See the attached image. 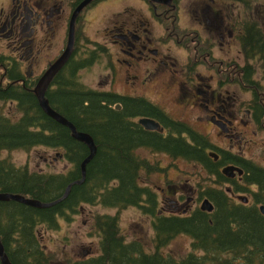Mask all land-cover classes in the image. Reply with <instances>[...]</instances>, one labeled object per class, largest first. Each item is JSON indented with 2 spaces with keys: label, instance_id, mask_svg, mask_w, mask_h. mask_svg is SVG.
<instances>
[{
  "label": "trees",
  "instance_id": "obj_1",
  "mask_svg": "<svg viewBox=\"0 0 264 264\" xmlns=\"http://www.w3.org/2000/svg\"><path fill=\"white\" fill-rule=\"evenodd\" d=\"M236 1L250 7L254 0ZM243 23L240 38L246 62L236 63L237 71L230 72L240 89L249 94L245 108L253 110L254 122L260 128L264 127V21L253 13ZM6 65L7 60L0 53V76L7 79L0 83V101L16 104L20 116L13 119L0 108V154L3 149L30 150L45 145L65 151L72 166L60 172L30 171L0 155V191L50 201L61 197L68 184L76 180L68 195L50 206L0 199V237L14 264H264V211L260 207L264 204L263 164L220 148L184 121L164 115L162 106L147 97H125L82 87L75 79L76 65L69 64L66 69H72L71 74L59 73L54 78L59 85L49 88L47 96L54 108L78 130L90 132L96 141L97 151L87 162L85 178L78 182L83 177L81 162L89 154V146L75 138L69 126L47 114L33 85H25L20 81V72L11 73ZM226 77L225 73L222 78ZM141 116L156 118L170 135L145 128L139 122ZM141 146L199 162V185L201 181L213 180L207 182L200 195H207L214 208L204 209L198 204L187 212L159 213L156 190L139 181L141 171L155 170L137 152ZM228 164L243 168L242 183L226 184L230 178L222 168ZM181 183L173 185L174 189ZM251 193L254 200L250 203L239 196ZM83 203L120 208L142 205L147 213L155 215L149 220L152 234L148 241L139 236L129 238L121 227L119 212L102 213L95 218L99 231L95 238L97 254L68 257L62 248L50 253L41 243L40 227L59 228V214L73 213L75 209L77 212ZM181 233L192 238L188 252L178 256L164 249ZM155 246L158 249L150 251Z\"/></svg>",
  "mask_w": 264,
  "mask_h": 264
},
{
  "label": "flooded vegetation",
  "instance_id": "obj_2",
  "mask_svg": "<svg viewBox=\"0 0 264 264\" xmlns=\"http://www.w3.org/2000/svg\"><path fill=\"white\" fill-rule=\"evenodd\" d=\"M140 1L144 7L127 0H0V53L7 60L6 68L9 67L11 73L19 71L20 81L25 85L32 84L34 88L41 76L67 50L70 43V54L53 75L48 89L57 87L54 78L59 73L71 74L69 71L72 69H66L67 65L74 64L77 69L91 64L106 67L105 79L96 84L100 91L115 92L125 97L149 98L148 96H154L155 90L147 85L158 82L163 83L167 91H171L177 84L179 85L182 73L179 72V75L176 71L179 58L174 52L180 47H187L184 44V38L187 36H190L192 41L200 40L199 36L203 37L204 34H200L199 29L203 28L196 24L187 35H181L180 31L176 30L181 7L179 0ZM218 2L219 0H206L205 6L202 7L200 4L196 8L190 6L186 11L189 12L191 22L205 26V30L208 29L207 33L211 36L220 31V37L223 30L227 31L230 51L235 41L233 33L237 26L235 21L231 26L229 21L225 23L222 5ZM78 8L73 22V16ZM196 13H200L201 16ZM94 20L97 21V25L93 29L95 35L91 36L87 28ZM208 45L210 58L213 60L209 61L203 56L204 61L197 65H207L212 73L208 78L206 74L202 75L199 72L194 78L211 80L205 82L203 88L198 87L192 78L193 74L190 73L197 65L191 67L188 79L192 98L186 105H200L203 109L201 117L210 122L219 121L232 135L235 130L234 111L241 99L238 93L240 85L237 79L231 78V72L226 71L230 67L214 66L218 55L213 52V40ZM92 52L93 56L87 59L88 54ZM225 73L227 77L224 79L222 77ZM176 74L179 75L178 78ZM120 85L126 90L118 91ZM226 93L229 94L224 96ZM161 109L164 115H169L165 109ZM242 122L247 126L254 125L251 108H245ZM236 136L239 140L245 139L242 132H237ZM229 178L225 181L226 184L234 186L236 176ZM161 189L163 191L159 213L174 210L190 211L207 196L200 195L201 192H205V188H202L197 196L193 190L187 200L181 202L178 199L184 196L181 189L173 191L178 198H167V194H164L165 188ZM231 191L235 193L233 189ZM167 205L170 207L166 208ZM140 208L143 209V206ZM147 215L149 220L155 217L152 213ZM157 249L155 246L150 251Z\"/></svg>",
  "mask_w": 264,
  "mask_h": 264
},
{
  "label": "rangeland",
  "instance_id": "obj_3",
  "mask_svg": "<svg viewBox=\"0 0 264 264\" xmlns=\"http://www.w3.org/2000/svg\"><path fill=\"white\" fill-rule=\"evenodd\" d=\"M127 1L134 5L144 7L140 0ZM204 1L206 0H179L181 7L179 11V25L176 30L180 31L181 35H187L190 30H192V26L197 24V26L203 28L199 30L200 34L203 33L204 36H199L200 40L197 39L196 41H192L190 36L185 37L184 44H186L187 47H180L174 52L179 58L176 71L178 74L182 72L181 75L179 74L180 77L176 74V78L179 77V85L177 84L171 91H167L161 82L147 85V87L150 86L155 90L154 96L151 95L148 97L152 101L165 107L174 120L180 119L207 135L210 140L220 148L231 150L232 153H239L264 165V127L259 128L255 123L253 126H247L242 122V118L245 117L244 108L246 99L249 98L248 93L238 88L241 99L235 107V130L232 135L230 131H222L216 123L213 122L211 124L206 118L201 117V115H203V109L200 105H186L187 101L192 98L188 79L190 68L204 61L203 56L209 61L213 60L210 58L211 53L208 45L211 40L214 42L213 52L218 55V58L214 61V66L216 68L220 66L230 67V64L236 67L237 61L239 63L246 62V56L243 52V45L240 38L242 25L244 24L243 21L249 18L253 13H258L259 18L264 21V0H254L250 7L236 0H219L218 3L222 5L223 20L225 23L227 24L229 21V25L231 26L233 21H235V26H237V29H234L235 32L233 33L235 41L230 51H228L230 40L227 31L223 30L222 37H219L220 31L216 32L215 36H211L207 33L209 30H205V26L191 22L189 12L186 11L187 8L190 6L196 8L198 4L203 7L206 5H204ZM119 5L120 3L117 7H119ZM196 15L201 16L200 13H196ZM96 25L97 21L94 20L92 25L87 28L91 36L95 35L93 29ZM168 33H166V35ZM92 56L93 52L88 54L86 58L90 59ZM225 62H227V65H225ZM233 67L228 68L226 71L235 72L236 70ZM1 70L2 68L0 67V72ZM199 72H201L200 74L202 75L206 74L208 78L212 72L207 65H197L194 71L191 70L190 73L193 74L192 78L194 79V83L198 87L203 88V84L205 82H210L211 79L202 80L194 78V75ZM105 74L106 67L87 64L85 67L76 69L75 79L82 87L98 88L96 84L98 81L105 79ZM6 82L7 79L5 75L0 76V83ZM55 85L58 86L59 84L55 83ZM117 90L124 91L126 88L120 85ZM228 94L229 93H226L224 96ZM238 104H242L241 109L238 107ZM0 108L13 119H18L20 116V112H17L16 104H13L11 101H0ZM163 132L164 135H170L168 130ZM237 132H242L244 134L245 139L243 141L239 140V137L236 136ZM137 152L155 169L151 171H141L139 181L142 185H149L154 188L158 198H161V191H163L162 189L160 190L161 187L165 188L164 194H167V198H178L176 193H173V185L185 179L187 180L186 186L181 184L178 187V189L184 191V196L178 198L181 202L186 201L187 197L192 194V189L189 188V185L195 183V188H201L206 187L207 182L213 183V180L209 179L207 181H201V185H199L201 175L195 174V172H198L199 162L197 161L188 160L183 157H174L168 152L157 153L152 150V148L146 146L139 147ZM0 155L3 158L13 160L20 167L27 166L30 171L60 172L69 170L72 166V162L66 157L65 151L60 148L48 147L45 145H38L30 150L21 147L3 149ZM168 207L170 206L167 205L166 208ZM115 212H119L121 227L123 231L128 234L129 238L132 236H139L144 238V241H148L152 234V228L146 210L141 209L140 206L129 205L125 208H120L99 203H83L80 206V210L77 212L75 209L73 213L65 212L64 214H59V219L61 221V226L59 228H49L47 225L41 226L39 229V231H42L41 243L50 253L55 252L58 248H62L68 257L75 258L79 255L81 256L84 252H92L94 249L93 254L95 255L98 253L99 248L98 242L95 241V238L99 237L95 218L98 214ZM191 241L192 238L190 235L181 233L173 237L170 242L164 246V249L172 251L180 256L191 249ZM166 250L164 251L167 252Z\"/></svg>",
  "mask_w": 264,
  "mask_h": 264
},
{
  "label": "water",
  "instance_id": "obj_4",
  "mask_svg": "<svg viewBox=\"0 0 264 264\" xmlns=\"http://www.w3.org/2000/svg\"><path fill=\"white\" fill-rule=\"evenodd\" d=\"M78 10H79V8L76 10V12L73 16V22H74V17L76 15V13L78 12ZM71 37H72V33L70 35V38ZM70 47H71V44L69 43L67 50L41 76V78L39 79V82L36 84V86L33 89H34L35 94L38 97L39 103L42 106L43 110L47 114H49L50 116H52L53 118L58 120L59 122L69 126L70 129L72 130L73 136L75 138L81 140V141H84L89 146L90 152L81 162L83 177L80 180H78V182H81L85 178V175H86L87 162L93 158V156L95 155V153L97 151L96 141L90 132L85 131V130H78L76 128V125L72 121H70L60 111H58L56 108H54L51 105V103L48 99V96L46 95L48 86L53 79V75L55 74L57 69L59 67H61L62 64L68 58L70 51H71ZM139 122L144 124L147 128L160 127V123L156 119L151 118V117H141L139 119ZM160 128L163 129V127H160ZM213 155H215V157L218 158V155L215 152H213ZM222 170H223V172H225L228 175H235V170H238L239 173L243 172V169L241 167L236 166V165H226L223 167ZM74 182H76V180L71 182L70 184H68L64 194L61 197L54 199V200H50V201H43V200L35 198V197L26 196L20 192H12V191H0V199L6 200V199L13 198V199H17L19 201L26 202L28 204H32L35 206H40V207L50 206V205H53V204L57 203L58 201L62 200L63 198H65L68 195V193L70 192L71 184ZM241 197H243L244 200H248V197H244L243 195H241ZM201 207L204 209L211 210L214 208V204L208 197H206L202 200ZM261 207H262V210L264 211V205H262ZM0 256H1V260H2L3 264H14L10 260V257L8 256V254L5 250V247H4V244L2 242L1 237H0Z\"/></svg>",
  "mask_w": 264,
  "mask_h": 264
},
{
  "label": "bare ground",
  "instance_id": "obj_5",
  "mask_svg": "<svg viewBox=\"0 0 264 264\" xmlns=\"http://www.w3.org/2000/svg\"><path fill=\"white\" fill-rule=\"evenodd\" d=\"M81 9V8H80Z\"/></svg>",
  "mask_w": 264,
  "mask_h": 264
}]
</instances>
